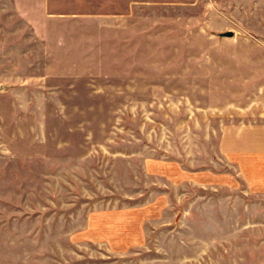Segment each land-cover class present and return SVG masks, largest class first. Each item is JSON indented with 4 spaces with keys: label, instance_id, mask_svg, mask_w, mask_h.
<instances>
[{
    "label": "rangeland",
    "instance_id": "1",
    "mask_svg": "<svg viewBox=\"0 0 264 264\" xmlns=\"http://www.w3.org/2000/svg\"><path fill=\"white\" fill-rule=\"evenodd\" d=\"M60 2L78 14L62 38L32 36L0 0V264H251L237 224L264 200L220 147L246 86L158 83L156 62L179 54L151 46L183 43L179 31L134 30L130 52H109L106 19L94 40L70 35L109 0Z\"/></svg>",
    "mask_w": 264,
    "mask_h": 264
},
{
    "label": "crops",
    "instance_id": "2",
    "mask_svg": "<svg viewBox=\"0 0 264 264\" xmlns=\"http://www.w3.org/2000/svg\"><path fill=\"white\" fill-rule=\"evenodd\" d=\"M53 1L56 0H11L10 9L26 25L33 26L29 29L32 36L43 37L48 26L43 32L39 25H50L56 31L66 28L55 35L62 38L71 26V21L67 23V20H78V14L53 8ZM85 12L90 13L81 14L85 25L78 28L82 31L72 29L70 35L94 40L95 21L106 19L109 52H130L128 36L134 30L146 34L148 29H170L186 37L181 44L151 46L154 52L179 54L175 60L156 62L158 83L172 79L175 83L190 84L195 81L180 79H195L199 75L207 79V84L246 86L235 96L234 129L227 124L221 128L224 137L220 147L234 150L239 169L237 182H241L242 189L264 200V0H109L107 13L91 9ZM90 23L91 30L87 28ZM16 31L10 29L8 33L13 37L18 34ZM227 32L232 35H224ZM2 33L0 28V35ZM118 39L122 41L117 46ZM4 52L0 48V55ZM11 53L14 56V50ZM12 68L18 69L19 65L12 64ZM139 68L147 70L148 66L140 64ZM14 79H11L12 84L19 81ZM229 133L233 139L230 147L225 146ZM237 229L244 231L243 239H251L252 245H257V255L254 250L251 264H264V205L257 204V219L243 221L237 224Z\"/></svg>",
    "mask_w": 264,
    "mask_h": 264
},
{
    "label": "water",
    "instance_id": "3",
    "mask_svg": "<svg viewBox=\"0 0 264 264\" xmlns=\"http://www.w3.org/2000/svg\"><path fill=\"white\" fill-rule=\"evenodd\" d=\"M224 35H226V36H230V35H232L230 32H227V33H225Z\"/></svg>",
    "mask_w": 264,
    "mask_h": 264
}]
</instances>
